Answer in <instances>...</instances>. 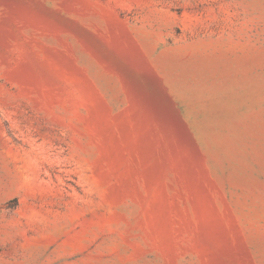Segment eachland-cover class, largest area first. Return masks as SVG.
Masks as SVG:
<instances>
[{
	"label": "rangeland",
	"instance_id": "374dc122",
	"mask_svg": "<svg viewBox=\"0 0 264 264\" xmlns=\"http://www.w3.org/2000/svg\"><path fill=\"white\" fill-rule=\"evenodd\" d=\"M0 264H264V0H0Z\"/></svg>",
	"mask_w": 264,
	"mask_h": 264
},
{
	"label": "trees",
	"instance_id": "16d2710c",
	"mask_svg": "<svg viewBox=\"0 0 264 264\" xmlns=\"http://www.w3.org/2000/svg\"><path fill=\"white\" fill-rule=\"evenodd\" d=\"M17 204V199L13 198L12 200H10L9 202V207H14Z\"/></svg>",
	"mask_w": 264,
	"mask_h": 264
}]
</instances>
